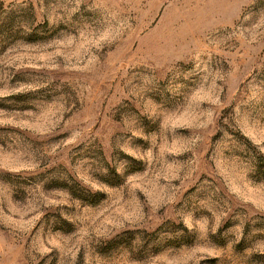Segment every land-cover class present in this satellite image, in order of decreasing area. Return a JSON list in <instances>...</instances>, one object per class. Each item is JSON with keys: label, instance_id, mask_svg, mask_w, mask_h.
<instances>
[{"label": "rangeland", "instance_id": "rangeland-1", "mask_svg": "<svg viewBox=\"0 0 264 264\" xmlns=\"http://www.w3.org/2000/svg\"><path fill=\"white\" fill-rule=\"evenodd\" d=\"M0 264H264V0H0Z\"/></svg>", "mask_w": 264, "mask_h": 264}]
</instances>
